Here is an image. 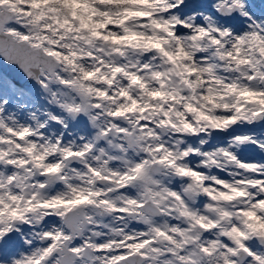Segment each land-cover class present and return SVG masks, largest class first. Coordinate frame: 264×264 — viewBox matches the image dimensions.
Returning a JSON list of instances; mask_svg holds the SVG:
<instances>
[{
	"label": "snow or ice",
	"instance_id": "obj_1",
	"mask_svg": "<svg viewBox=\"0 0 264 264\" xmlns=\"http://www.w3.org/2000/svg\"><path fill=\"white\" fill-rule=\"evenodd\" d=\"M0 264H264V0H0Z\"/></svg>",
	"mask_w": 264,
	"mask_h": 264
},
{
	"label": "water",
	"instance_id": "obj_2",
	"mask_svg": "<svg viewBox=\"0 0 264 264\" xmlns=\"http://www.w3.org/2000/svg\"><path fill=\"white\" fill-rule=\"evenodd\" d=\"M3 63H4V62H3L2 60H0V69H1L4 73H6L7 75H10V76L15 80V79H16V78H15L16 76H14V74H13V72H12L11 69H13L16 73H19V70H18L17 68L13 67V66H9V65H6V64H3ZM8 70H11V72L8 73V72H7Z\"/></svg>",
	"mask_w": 264,
	"mask_h": 264
}]
</instances>
